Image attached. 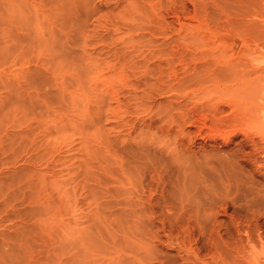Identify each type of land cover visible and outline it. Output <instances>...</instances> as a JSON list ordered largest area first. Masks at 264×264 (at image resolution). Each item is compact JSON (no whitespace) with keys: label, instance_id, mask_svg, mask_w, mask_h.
<instances>
[{"label":"rangeland","instance_id":"obj_1","mask_svg":"<svg viewBox=\"0 0 264 264\" xmlns=\"http://www.w3.org/2000/svg\"><path fill=\"white\" fill-rule=\"evenodd\" d=\"M247 9L246 0H0V264L264 261L258 251L249 256L246 234L255 223L248 207L264 210V168L242 159V133H218L222 121L212 112L217 104L224 111L216 105L217 117L237 113L241 101L236 108L220 102L221 94L210 91L217 88L213 81L198 82L201 89L190 78L192 85L181 86L189 71L198 72L195 61L229 71L226 48L234 57L254 58L259 71L249 67L250 78L264 74V16L256 21ZM165 49L181 58L173 61ZM159 63L171 68L161 85ZM207 99L214 104L204 109ZM174 105L173 114L193 111L186 110L193 114L186 122L173 116L185 125L168 118ZM179 176L198 188L200 204L193 197L190 206L208 217L201 224L187 219L195 210L181 220L179 209L168 210L179 203ZM215 184L236 187L223 195L221 186L212 191Z\"/></svg>","mask_w":264,"mask_h":264},{"label":"bare ground","instance_id":"obj_2","mask_svg":"<svg viewBox=\"0 0 264 264\" xmlns=\"http://www.w3.org/2000/svg\"><path fill=\"white\" fill-rule=\"evenodd\" d=\"M246 2H247V4H248V9H247V12L246 13H248V16L250 17V18H254L256 21H258L259 20V22H260V19L258 18L259 16L260 17H262V16H264V0H246ZM259 4H260V6H259ZM260 8H263L262 10H260ZM251 10V12H249ZM258 16V17H257ZM258 18V20H257V18ZM263 19H264V17H262V20L261 21H263ZM261 23H264V21L263 22H260V24L259 25H261ZM263 26V25H262ZM264 28V27H263ZM261 31L263 32V29H261ZM261 32V33H262ZM262 34H264V32L262 33ZM244 40H246L245 38H244ZM162 47V46H161ZM256 47V46H255ZM173 48V47H172ZM260 48V47H259ZM169 50V49H168ZM230 49H228V48H226V49H224V51L222 52L223 54H224V56L222 57V53H220L221 55V57H222V59H223V64H228L229 65V67L227 68L229 71H225L224 72V68H222V71L224 72H222L221 71V69H219V68H217L216 67V65L213 63L212 64V62H214V61H212L211 62V64L213 65V66H215V69H211L210 68V66H212V65H210L209 64V61L207 60L206 61V59H205V61L206 62H208V65H209V67H208V65L206 64V66H205V68H204V66L203 65H201V66H199L197 63L198 62H194V64L195 65H197V66H199L200 67V71H199V69H198V67L197 66H195L197 69H195V71L197 72V73H192V71L194 70H192V71H189L190 73H189V77H187V75L185 76V83L184 82H182L181 83V86H184L187 82L189 83V85H192V82H191V84H190V81L192 80L193 81V84H194V82H195V84L194 85H196V87L198 86V85H201V84H203V82H204V85H206V84H208L209 85V83H211L212 81L214 82V83H211V84H216V87L218 88H216L218 91L216 92V89L214 90V89H211L210 91H214L215 93H213L212 94V96H214V97H218V96H216L217 94L218 95H220V97H221V101L220 102H222L223 100H225L226 102H227V105H228V103L229 104H231V102H234V106H231V105H228V106H230L231 108L232 107H235L236 108V106H238L237 105V103H239L240 104V102H237V100L239 99L240 101H241V104L239 105V107H241L242 105H245V101H247V102H249L250 101V103L251 104H253L254 106H257V108H258V112H256V114L254 113L253 114V112L252 111H250L249 110V108H248V106L247 105H245V106H242V107H244V108H239V107H237V113L235 112V110H234V112L232 113L231 111V114H230V112L228 113V114H223L222 113V117L220 118V117H217V116H215V114H218L219 112H220V110H221V112H224V111H222V109H220V107L221 106H218L217 104V106L219 107V112L217 111V109H218V107L217 108H215V106H212L213 107V110H212V112H213V115H214V117H216V119L215 118H213V121H217V119H220V122L222 121V124L221 123H219V120L217 121V124H216V126H218V124H220V125H223L224 126V123H225V127L223 128V126H220V127H222V131L220 130V129H216L217 131L218 130H220L221 132H218V133H222V134H228V133H230L231 132V134L232 135H236V137L239 135V133H242V135H243V137H242V139H240V141L238 142L239 143V145H240V147H241V150H242V159L244 158V160H246V161H248L249 160V162L250 161H252V162H250V163H252V164H254L255 165V167H257V169L259 168L260 170L262 169V168H264V160L262 159V160H260L259 159V157H261V156H264V126L263 125H261V124H259V123H261L260 122V120H262L261 119V117H264V115L262 114L263 112H264V93H262V92H264L263 91V89H264V74H261L260 76L258 75L256 78L257 79H255V78H250L249 76L250 75H248L249 74V69H250V72H251V70L253 71V69H254V71L257 69L255 66H252V60L254 61V58L252 59V60H248L247 58L245 59V57L244 58H241V57H234L235 56V54L234 55H232V53H228V51H229ZM250 51L249 49H245V50H243L242 52H246V51ZM253 51H254V49H252ZM159 51V50H158ZM165 51L168 53V54H165V55H170V54H172L173 56L175 55L176 57L173 59V61L175 60H179L181 57H180V53L179 52H176V49L175 50H172L171 49V51L170 52H168L167 51V49H165ZM253 51H251V52H253ZM161 52V51H160ZM191 53H193L192 51H190ZM189 52V54H187V56L188 55H190L191 53ZM237 51H235V53H236ZM238 52H240V51H238ZM158 53V52H157ZM163 53V52H162ZM178 53H179V55H178ZM182 54V53H181ZM162 56H163V54H161ZM177 55L180 57V58H177ZM184 55H185V53H184ZM184 55H182L183 57H184ZM219 55V54H218ZM237 55H238V53H237ZM162 56H161V58H162ZM192 56H194V53L192 54ZM192 56H188L189 58L190 57H192ZM159 57H160V55H159ZM164 57H166V56H164ZM168 57V56H167ZM170 57L171 56H169V59L167 58V60H169V62L168 63H170V62H173V61H170L171 59H170ZM182 57V58H183ZM187 57V58H188ZM195 57H197L196 59H200V58H198V55L197 56H194L193 58H195ZM219 57V56H218ZM224 57H225V59L226 60H224ZM192 58V59H193ZM249 58H251V57H249ZM164 59V58H163ZM184 59H185V57H184ZM191 59V58H190ZM189 59V60H190ZM196 59H193V60H196ZM183 60V59H182ZM186 60V59H185ZM184 60V61H185ZM201 60V59H200ZM200 60H198L199 61V63L200 62H202V60L200 61ZM216 60H218L217 58H216ZM221 60V59H220ZM204 61V62H205ZM227 61V62H226ZM180 62V61H179ZM183 62V61H182ZM186 62V61H185ZM193 62V61H192ZM168 63H167V65H168ZM187 63V62H186ZM188 63H189V61H188ZM160 64V63H159ZM172 64V63H171ZM176 64V63H175ZM201 64V63H200ZM204 64V63H203ZM218 64H219V61H218ZM220 64H221V62H220ZM219 64V65H220ZM226 64V65H227ZM185 65V64H184ZM183 65V66H184ZM191 65V64H190ZM251 65V66H250ZM168 66H171V65H168ZM174 66V65H173ZM180 66V65H179ZM182 66V65H181ZM194 67V68H195ZM208 67V68H207ZM250 67V68H249ZM251 67H252V69H251ZM253 67H255V68H253ZM168 68V67H167ZM182 68V67H181ZM192 68V67H191ZM202 68V69H201ZM206 68L207 69H210L209 70V72H207V70H206ZM218 70H220L219 72L217 71V69ZM249 68V69H248ZM175 69H176V66H175ZM174 69V70H175ZM183 69V68H182ZM204 69V70H203ZM224 69V70H223ZM157 70V69H156ZM155 70V71H156ZM168 70H170L171 71V68L170 69H167V70H165V68H164V66L163 65H159L158 66V72H157V74H156V76H157V79L158 78H160V79H158V80H160V83H159V85H161V84H163V83H165L164 82V80H163V75H166L167 76V72L165 73V71H168ZM173 70V69H172ZM173 70V71H174ZM178 70V69H177ZM181 70V69H180ZM202 70V71H201ZM206 70V71H205ZM258 71H259V69H257ZM257 70L255 71V73L257 72ZM170 71H168V72H170ZM185 71V70H184ZM205 72V73H204ZM207 72V73H206ZM221 72V73H220ZM176 73V72H175ZM186 73H187V71H186ZM226 73V74H225ZM168 74H170V73H168ZM190 74H191V76H190ZM173 75V74H172ZM178 75V74H177ZM175 77H176V75H174ZM171 77V76H170ZM170 77H169V79H170ZM161 78H162V80H163V82L161 83ZM190 78H192L191 80H190ZM227 78H228V80H227ZM157 79H155V80H157ZM175 79V78H174ZM184 78H182V80H183ZM186 79L188 80H190V81H187L186 82ZM238 81H237V80ZM255 79V80H254ZM179 80V79H178ZM181 80V81H182ZM203 80V81H202ZM206 80H208L207 81V83L205 84V81ZM211 80V81H210ZM221 80H223V83H224V81H227V82H225L224 84H222V82H221ZM233 80V81H232ZM236 82H235V81ZM168 80H166V82H167ZM169 81H171V79L169 80ZM180 81V80H179ZM210 81V82H209ZM230 81V82H229ZM253 81H256V85L254 84V85H252V82ZM156 82V81H155ZM159 81H157V83H158ZM177 82V81H176ZM199 82V83H201V84H197V83ZM234 82V83H233ZM174 83V82H173ZM187 83V84H188ZM156 84V83H155ZM175 84V83H174ZM177 84V83H176ZM179 86H180V82H179V84H178ZM177 85V86H178ZM188 85V86H189ZM208 85H206V86H208ZM222 85V86H221ZM171 86V85H170ZM176 86V87H177ZM253 86H256V92L255 93H258L257 94V96H255L256 94H254L253 95V92H251V90H253V91H255L253 88H255V87H253ZM173 87L174 88H176L174 85H173ZM192 87V86H191ZM194 87V86H193ZM196 87L195 88H193V90L195 89V90H197V89H199V87L201 88V87H203L202 85L201 86H199L197 89H196ZM253 87V88H252ZM168 88V87H167ZM174 88H170V89H172L173 91H174ZM178 88V87H177ZM180 88V87H179ZM182 88V87H181ZM206 88V87H205ZM208 88V87H207ZM161 89V88H160ZM169 89V88H168ZM169 89V90H170ZM183 89H184V87H183ZM202 89V88H201ZM200 89V90H201ZM219 89H220V91H219ZM224 90V92H223V90ZM172 90H170V91H172ZM185 90V89H184ZM192 90V91H193ZM194 90V91H195ZM221 90H222V93H221ZM257 90H258V92H257ZM161 91V90H160ZM182 91V90H181ZM198 91V90H197ZM166 92V91H165ZM168 92V91H167ZM201 93H202V91H200ZM220 92V93H219ZM188 93V92H187ZM191 93V92H190ZM193 93V92H192ZM204 93V92H203ZM206 93L207 94H209V95H211V93L212 92H210L209 93V91L207 92V90H206ZM217 93V94H216ZM193 94H195V92L193 93ZM198 93H196V95H197ZM206 94V95H207ZM253 95V96H252ZM185 96V95H184ZM195 96V95H194ZM204 97H205V94L203 95ZM211 96V97H212ZM251 96L252 97H254L257 101H255L254 102V99H252L251 98ZM203 97V98H204ZM211 97L209 98V96H208V99H211ZM202 98V97H201ZM244 98V99H243ZM206 99V98H205ZM205 99H203V101L205 100ZM208 99H207V101H208ZM213 99V98H212ZM220 100V99H219ZM238 100V101H239ZM245 100V101H244ZM249 100V101H248ZM206 101V100H205ZM212 102V100H210V101H208V102H206V104H204V109L205 108H207V107H210L211 105L210 104H214V103H211ZM236 102V103H235ZM199 103H202V101L201 102H199ZM205 103V102H204ZM207 103H209V105L210 106H206L207 105ZM216 103H219V102H216ZM224 103V102H223ZM222 103V104H223ZM242 103H244V104H242ZM197 104V103H196ZM203 104V103H202ZM222 104H220V105H222ZM247 104V103H246ZM176 105V104H175ZM175 105L174 106H171L170 107V109H168L170 112H167L168 114H167V116L169 115L170 117L172 116H174L175 114V116L177 117L178 115H180L181 116V119L183 118L184 120L186 119L185 117H189V115L190 114H192L191 112H189L190 114H188V116H185V114L187 115V112L188 111H192L191 110V108H190V110H188V109H185L184 111H181L180 112V114H177L175 111H176V109L178 108V106H177V108L175 107ZM198 105V104H197ZM224 105H226V103L224 104ZM236 105V106H235ZM181 106V105H180ZM186 106V105H185ZM193 106H195V104L193 105ZM199 106H201V105H199ZM199 106H197V108L199 107ZM175 109V111H173V112H175V114H173L171 111V109H173V108ZM187 107V106H186ZM201 107H203V105L201 106ZM200 107V108H201ZM224 107V106H223ZM227 107V106H226ZM195 108V107H194ZM222 108V107H221ZM173 109V110H174ZM179 109V108H178ZM180 109H181V107H180ZM184 109V108H183ZM196 109V108H195ZM202 110H204L203 108H201ZM208 109V108H207ZM243 109V110H242ZM182 110V109H181ZM186 110H188L187 112H186ZM210 110V109H209ZM223 110H224V108H223ZM228 110V109H227ZM239 110H241V111H239ZM260 110H261V112H260ZM262 110H263V112H262ZM178 111V110H177ZM180 111V110H179ZM178 111V112H179ZM200 111V110H199ZM204 111H206V110H204ZM182 112H186V113H184V115H183V113ZM193 112V111H192ZM202 112V111H201ZM217 112V113H216ZM169 113H172V114H169ZM199 113V112H198ZM207 113V112H206ZM261 115H263V116H261ZM194 114H195V112H194ZM200 114V113H199ZM193 115V114H192ZM210 115H212V114H210ZM218 115H220V114H218ZM224 115V116H223ZM169 116H168V118H169ZM180 116H178L179 118H180ZM184 116V117H183ZM221 116V115H220ZM253 116V117H252ZM176 117H173L174 119H177V120H174V119H172V118H169V119H171V120H174L175 122L177 121L178 123H179V121L181 120V119H179V118H176ZM203 117H205V116H203ZM190 119H192L191 118V115H190V117H189ZM189 118H188V120H189ZM209 119V118H208ZM215 119V120H214ZM222 119V120H221ZM184 120H182V121H180V123L179 124H181ZM210 120H212V119H210ZM174 121H173V123H174ZM191 121V120H190ZM196 121H198V120H196ZM264 121V120H263ZM184 122H186V120L184 121ZM184 122H183V124H184ZM258 122V123H257ZM192 123H193V121H192ZM198 123V122H197ZM264 123V122H263ZM215 124H212V125H214V127H216L215 126ZM185 125V124H184ZM205 126V125H204ZM209 126V125H208ZM179 127V126H178ZM213 127V128H214ZM230 127H232V128H230ZM201 128V127H200ZM180 129V128H179ZM184 129V128H183ZM213 130V129H212ZM215 130V131H216ZM230 131V132H229ZM233 131V132H232ZM207 132H209V131H207ZM206 132V133H207ZM213 132V131H212ZM199 133V132H198ZM200 133H201V131H200ZM217 133V134H218ZM221 134V135H222ZM225 134V135H226ZM215 135V134H214ZM213 135V136H214ZM220 135V136H221ZM224 135V136H225ZM209 136H212V134L211 135H209ZM212 136V137H213ZM223 136V135H222ZM219 137V136H218ZM226 137V136H225ZM230 137H232L231 135H230ZM233 137H235V136H233ZM232 137V138H233ZM226 138H228V136L226 137ZM217 139V138H216ZM225 139V138H224ZM231 139V138H230ZM215 141V140H214ZM246 145H250V150H246L245 149V146ZM247 147V146H246ZM177 148V147H176ZM180 153V152H179ZM179 158V157H178ZM227 158V157H226ZM248 158V159H247ZM182 160V159H181ZM180 160V161H181ZM226 161V160H225ZM183 164H184V161H183ZM227 164V163H226ZM186 166V165H185ZM188 166V165H187ZM191 167V166H190ZM224 168V167H223ZM184 169V168H183ZM225 169V168H224ZM233 169V168H232ZM232 169H230V170H232ZM185 170V169H184ZM228 170V169H227ZM186 172V171H185ZM185 172H184V174H185ZM226 172V171H225ZM158 173V172H157ZM181 173H182V171H181ZM179 174V173H178ZM162 175V174H161ZM161 175H158V176H161ZM223 175V174H222ZM156 177H157V175H156ZM176 177V176H175ZM184 177H185V175H184ZM225 177V176H224ZM228 177V176H227ZM157 179V178H156ZM162 179H164V178H162ZM161 179V180H162ZM176 179V178H175ZM179 179H182V178H180V176H179V178L177 179V181L179 180ZM185 179V181H186V178H184ZM222 179V178H221ZM220 179V180H221ZM159 180V179H158ZM170 180V179H169ZM173 180V179H172ZM188 180V184H189V179H187ZM164 181H166V182H164ZM164 181L162 180V181H160L159 183H161L162 182V184H164V185H166L165 183H167L168 182V180H166V179H164ZM180 181V180H179ZM178 181V182H179ZM181 181H183L181 184H177L176 183V186L178 185L180 188H182V190L179 188V187H177V189L179 188L180 189V191H179V189H178V193L180 192V195H179V197H180V199H179V203H178V205L174 208L173 206H167L168 207V210H170V211H172V215L174 214V211L176 210V209H179V212H178V215L176 216V220H181L182 218H185V213L188 211V210H195L194 212H191L190 213V215L187 217V219H189V220H194V221H196V222H198L199 224H201L202 223V219L203 218H208L206 215H202L201 214V208L200 207H198V206H196V207H194V206H190V202H193V197H194V199H196V200H198V202H199V204H200V194H199V191H198V188H196V189H194V187L191 185V186H189L188 184H187V182H185L183 179L181 180ZM192 181V180H191ZM224 181V180H223ZM228 181H229V179H228ZM264 181V180H263ZM157 182V181H156ZM174 181H172V183H173ZM175 183V182H174ZM191 183H193V182H191ZM198 183V182H197ZM229 183V182H228ZM231 183V182H230ZM140 184H141V182H140ZM156 184V183H155ZM169 184V183H168ZM167 184V185H168ZM225 184V183H224ZM224 184H222L223 186H224ZM227 184V183H226ZM225 184V185H226ZM157 185H160V184H157ZM181 185H182V187H181ZM222 185H220L221 186V188L223 187ZM230 185V184H229ZM228 185V186H229ZM237 185V184H236ZM238 185H240L239 183H238ZM252 185V184H251ZM141 186H143L142 184H141ZM220 186H216V184L215 185H212V191H217V190H219V188H220ZM152 187V186H151ZM150 186L148 187L149 188V190L150 191H152L153 190V188H151ZM156 187V186H155ZM154 187V188H155ZM171 187V186H170ZM208 187V186H207ZM224 187H226V186H224ZM234 187H236V186H233L232 187V185H230V188L228 189L227 187L226 188H224L223 190H221V188H220V192H221V194H223V195H226L228 192H229V190L230 189H232V188H234ZM240 187H241V185H240ZM199 188H201V186H199ZM202 188H204V187H202ZM202 188H201V190H202ZM238 188H239V186H238ZM253 188V187H252ZM144 189V188H143ZM152 189V190H151ZM163 189H165V188H163ZM176 189V188H175ZM175 189H173V190H175ZM236 189V188H235ZM156 190V189H155ZM160 190V189H159ZM162 190V189H161ZM200 190V189H199ZM206 190H207V188H206ZM205 189L203 190L204 191V193L205 194H208V195H206V196H208L209 197V194H210V192H209V190H207L206 191ZM239 190H241V189H239ZM248 190V189H247ZM257 190V189H256ZM261 191V190H260ZM259 191V192H260ZM154 192V191H153ZM175 192H176V190H175ZM247 193V192H246ZM250 193H251V191H250ZM253 193V192H252ZM251 193V194H252ZM258 193V192H257ZM262 193H263V195H264V192L262 191ZM261 193V194H262ZM154 194V193H153ZM155 194H156V192H155ZM151 196V195H150ZM152 197V196H151ZM178 197V198H179ZM256 197V196H255ZM153 198V197H152ZM248 198V197H247ZM151 199V198H150ZM155 199V198H154ZM174 199H176V200H178L177 198H173V200ZM246 199V198H245ZM156 200H158V198L156 199ZM253 200H256L254 197L253 198H251V200L249 201V203H247V204H250L251 205V203H252V201ZM263 200H264V197H263ZM148 201H150V200H148ZM128 202V201H127ZM160 202V201H159ZM150 203V202H149ZM148 203V205H151V204H149ZM157 203V202H156ZM156 203H155V206H156ZM264 203V202H263ZM126 204V203H125ZM128 204V203H127ZM126 204V205H127ZM130 204V203H129ZM160 204V203H159ZM152 205H154V203L152 204ZM151 205V206H152ZM150 206V208H152ZM203 208H206L205 206H202ZM255 208V207H254ZM142 209H144V208H142ZM142 209L140 210V212L142 211ZM258 209V211L260 210V208H257ZM256 209V210H257ZM149 210V209H148ZM248 210L250 211V212H252V214H253V219L252 220H255V223L254 224H252V222H249L246 226H247V229H246V234H247V239H248V241L247 242H249V247L251 248L250 249V251H249V256H251V255H253L254 254V252L255 251H258V252H260V253H263L262 255L264 256V228H263V224H262V222H264V220L262 221V222H260L258 219H260L261 218V216L262 215H264V210H262V208H261V211H259V213H257L256 212V210L255 209H253L252 207H248ZM144 211V210H143ZM149 211H151V212H149V213H151V215H153L154 213H152V212H154V210H153V208L151 209V210H149ZM139 212V214L141 215L140 217H143L144 215H142L141 213ZM148 212H146L145 214H147ZM149 213H148V215H149ZM171 213V212H170ZM169 212L167 213V214H170ZM143 214H144V212H143ZM151 215H149V216H151ZM148 216V217H149ZM154 216H156V214L154 215ZM136 217H138V219L140 218L138 215H136ZM148 217H146V218H148ZM173 217V216H172ZM145 218V217H144ZM263 218H264V216H263ZM143 219V218H142ZM153 219V218H152ZM163 219V218H162ZM169 219H171L170 218V216H169ZM173 219V218H172ZM171 219V220H172ZM132 220V219H131ZM148 220L150 221L151 220V217H150V219L148 218ZM168 221V220H167ZM247 221H248V219H247ZM177 222V221H176ZM254 222V221H253ZM162 223H164V220L162 221ZM169 223H171V221L169 222ZM172 223H174L173 221H172ZM165 224V223H164ZM172 225V224H171ZM171 225H170V227H171ZM174 227V226H173ZM165 228V227H164ZM172 228V227H171ZM175 229V228H174ZM171 232H172V230H170ZM185 231V230H184ZM189 232V231H188ZM185 233V232H184ZM170 234V233H169ZM186 234H188L187 232H186ZM170 235H173V234H170ZM188 235H190V234H188ZM254 235L256 236V237H254ZM156 237V236H155ZM191 237V236H190ZM185 239L187 240V238H186V236H185ZM188 239L190 240V238H189V236H188ZM183 243H184V245H187V244H185V240H183ZM182 244V243H181ZM248 244V243H247ZM183 245V244H182ZM186 248H188V249H191V248H189V247H185V246H183V249H186ZM187 249V250H188ZM186 250V251H187ZM257 255H259L258 253H255L253 256H257ZM261 255V254H260ZM248 256V257H249ZM253 256H252V258H253ZM251 258V257H250ZM249 258V259H250ZM251 258V259H252ZM259 258H261L260 256H259ZM264 258V257H263ZM250 259V260H251ZM254 261H255V263L254 264H264V261H261V259L259 260L258 259V257H256L255 259H253ZM252 260V264H253V261ZM250 263V264H251Z\"/></svg>","mask_w":264,"mask_h":264}]
</instances>
